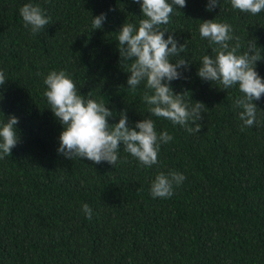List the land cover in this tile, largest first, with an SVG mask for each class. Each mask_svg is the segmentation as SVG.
I'll return each instance as SVG.
<instances>
[{"label": "trees", "instance_id": "obj_1", "mask_svg": "<svg viewBox=\"0 0 264 264\" xmlns=\"http://www.w3.org/2000/svg\"><path fill=\"white\" fill-rule=\"evenodd\" d=\"M38 4L51 23L33 35L19 9ZM186 0L161 25L165 39L179 44L188 69L170 87L191 107L206 106L200 132L153 116L143 101L145 83L128 88L130 61L121 63L117 32L138 26L142 13L134 0H0V122L15 115L17 146L0 159V264H264V95L254 100L257 123L243 126L234 101L238 86L221 89L197 71L204 55H215L199 24L216 19L230 24L239 54L255 40L264 55V10L257 15L218 0ZM101 13L106 20L92 29ZM230 48L236 39L228 42ZM172 62L179 57H171ZM66 71L85 98L125 110L129 126L151 119L157 133L173 139L161 144L159 163L141 166L121 143L118 161L95 164L58 153L62 125L48 108L43 81ZM264 79V59L256 62ZM199 123V121H198ZM190 126L194 127V125ZM243 127V130H242ZM182 173L170 198H153L159 172ZM92 208V219L81 211Z\"/></svg>", "mask_w": 264, "mask_h": 264}, {"label": "clouds", "instance_id": "obj_2", "mask_svg": "<svg viewBox=\"0 0 264 264\" xmlns=\"http://www.w3.org/2000/svg\"><path fill=\"white\" fill-rule=\"evenodd\" d=\"M134 2L140 4L143 18L138 26L124 23L117 32L121 63L131 62L127 70L130 73L128 88L135 91L144 82L151 94L146 91L143 101L153 116L181 125L189 133L200 132L206 106L203 102L195 101L189 107L183 93H175L170 87L172 81L185 78L178 69H188L189 62L179 56L181 52L187 53V43L185 41L178 45L171 34L165 39L167 30L160 28L170 22L174 6L180 9L187 6L186 0ZM217 3L218 0H208L207 10L212 11ZM230 3L233 9L251 15L264 10V0H230ZM19 12L24 26L33 35L51 23L38 4L25 3ZM105 20V13L93 17L92 29H100ZM199 34L202 39L208 40L209 45L218 47L211 48L214 56L202 57L197 75L204 81L222 86L219 88L224 90L238 86L242 96L234 101V106L240 110L238 115L243 126H253L257 123L258 108L253 101L260 100L264 95V79L256 71V62L264 59L261 49L253 40L249 41L247 51L239 54V38L233 36L231 25L218 22L215 18L203 20L199 24ZM233 39L237 43L230 48L228 42ZM174 56L179 59L172 62L170 58ZM5 82V74L0 71V85ZM43 83L46 85L43 95L48 108L62 125L57 151L67 159H87L95 164L108 162L115 166L122 143L124 152L134 157L141 166L151 168L159 163L161 144L173 139L167 131L158 134L151 119H141L135 122L134 127L129 126L125 110L119 113L118 123L110 124L107 118L116 115L114 111L106 107L103 100L82 96L64 70L51 71ZM18 122L15 115H9L6 122H0V159L10 156L11 150L17 146L19 137L15 126ZM184 179L182 173L159 172L151 183L152 197L170 198L174 185L181 184ZM81 211L87 219H92V208L87 203L82 204Z\"/></svg>", "mask_w": 264, "mask_h": 264}]
</instances>
